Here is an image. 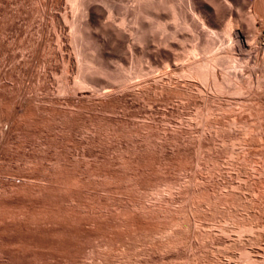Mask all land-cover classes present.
<instances>
[{
  "label": "rangeland",
  "instance_id": "obj_1",
  "mask_svg": "<svg viewBox=\"0 0 264 264\" xmlns=\"http://www.w3.org/2000/svg\"><path fill=\"white\" fill-rule=\"evenodd\" d=\"M221 1L244 18L254 14V0ZM73 2L0 0V264H246L244 249L264 264V14L238 27L251 32V45L234 55L249 63L232 73L227 92L203 84L190 98L145 97L133 86L159 76L167 61L187 63V49L202 38L181 26L190 40L170 37L163 46L178 28L170 7L161 13L169 29L162 33L149 25L154 16L137 14L138 0H91L95 15L86 6L74 10ZM188 2L177 4L185 9ZM228 18L217 20L215 33L202 24L197 32L219 47ZM75 21L92 30L90 45ZM141 22L150 27L145 43L134 35L144 30ZM84 57L128 75L129 88L106 95L103 75L80 85ZM142 68L147 77L137 76ZM235 83L243 92H233ZM219 123L225 128L217 131ZM245 222L253 234L242 232Z\"/></svg>",
  "mask_w": 264,
  "mask_h": 264
},
{
  "label": "bare ground",
  "instance_id": "obj_2",
  "mask_svg": "<svg viewBox=\"0 0 264 264\" xmlns=\"http://www.w3.org/2000/svg\"><path fill=\"white\" fill-rule=\"evenodd\" d=\"M91 0H75V2H73V3H75V9L74 10H76L77 8L79 9V8H81V6H86L88 9H90L91 10V13L92 14H96L97 13V10L95 9V7H93L92 6V4L93 3H91L90 2ZM188 1V0H187ZM240 1V0H239ZM246 1V0H245ZM177 2H178V0H138V3H139V5H138V7H137V10L135 9V11H137V14H145V16H147V15H149L150 17L151 16H154L155 17V23L154 24H150L151 23V21H153L152 19H154V17H151L152 19H151V21H150V23H149V25H150V27H151V25H152V27H155V28H157V29H159V30H161L162 31V33H166L169 29H168V23L164 20V17L161 15V13L166 9L167 10V7H170L171 8V13H172V19H171V21H173L172 23H173V25L174 26H176V27H178V28H180L181 26H182V28H183V26H184V28L183 29H185V27H187L188 29H190L191 30V33H194V34H198L197 35V37L198 36H200V38H202V40L201 39H199V40H201L202 42H201V45L199 46L198 45V47L197 46H195L194 44H196V43H194L193 45L195 46L193 49L192 48H189L190 49V51H189V49H184V47L182 48V49H184V50H186L187 52H189L190 53V56H189V54L188 53H186V57H187V54H188V56L190 57L189 59H187V63L185 62L181 67H180V65H179V63L178 62H174V64H175V67L174 66H172V64H171V62L172 61H167L166 63H165V69H161V71H159V73L157 74V75H159V76H157V77H154V78H145L144 80H141V81H139L135 86H133V87H136V86H138V90H139V92H141V94H144L145 95V97L147 96H151L152 94H158V93H160V94H162V93H166V95L167 94H174L175 96H177V97H182V96H186V98L187 97H192L195 93H197L199 90H200V86L202 85L203 86V84L205 85H209V84H212V86L214 87V89L217 91V92H222L223 93V91H226V84L228 85V83H234V82H236V80L235 81H233V75H232V73H236V75L237 76H239V72L242 74V72L241 71H243L244 70V68L248 65V63H249V61L247 60V61H245V65H240L239 64V61H238V59L235 57V55L234 54H236V53H241V52H243L244 50H246V48H247V43L249 42L248 41V38H249V36H251V35H249V36H247V34H246V30L248 29L247 27V29L246 30H244V29H242V28H238L239 27V25H246V26H248L249 25V28H250V26H252V24H250L251 23V21H252V19H254V18H256L257 17V15H258V17H259V15H261L262 16V14H264V0H254L253 2L255 3V6H253L254 7V9H253V11H254V14H253V16H252V11L250 12L251 14H250V16H252L251 17V19H249V20H246L245 18L247 17V16H249L248 14H247V16L244 18V16L237 10V8H235L236 7V5H234L235 7V9L236 10H234V8H230V7H228V6H226V5H224L223 3H222V1L221 0H189V7H187V8H183L182 7V5L180 6L179 5V3L177 4ZM185 2V1H184ZM227 2H228V0H227ZM232 2H233V0H232ZM182 3V2H181ZM229 3V2H228ZM251 3V2H250ZM183 4V3H182ZM185 4V3H184ZM232 4V3H231ZM94 5V4H93ZM233 5V4H232ZM241 5V4H240ZM253 5V4H252ZM184 6V5H183ZM238 7H242V6H238ZM252 8V7H251ZM77 9V10H78ZM82 9V8H81ZM239 9V8H238ZM240 10V9H239ZM241 10H242V8H241ZM240 10V11H241ZM87 11V10H86ZM206 12V15L205 16H203L202 15V12ZM89 13V12H88ZM189 13H191L192 14V22L191 21H189V18L190 17H188L189 15ZM98 14V13H97ZM167 14H170V12L169 13H166V15ZM191 14H190V16H191ZM227 14H230V15H232V18L231 19H227V21L225 22V21H223V22H225V24H224V27H223V30H221L220 29V32L221 31H223V33L224 34H222V35H224L223 37V39L221 40L222 42H221V45L218 47H216V45H215V43H214V41L215 42H217L215 39H213V37H209V36H205L204 34L206 33H204V34H202L203 32H201V33H199V31L197 32V27H199L198 25L199 24H202L204 27H207L208 29H211V27L212 26H216V22H217V20L220 18H224L225 19V16L227 15ZM245 14V13H244ZM246 15V14H245ZM149 16H147V17H149ZM250 16H249V18H250ZM254 17V18H253ZM144 18H146V17H144ZM143 18V19H144ZM138 19V18H137ZM147 19H149V18H147ZM146 19V20H147ZM263 19V18H262ZM141 20V19H140ZM191 20V19H190ZM222 20V19H221ZM251 20V21H250ZM255 20V19H254ZM138 21H139V19H138ZM144 21V20H143ZM149 21V20H148ZM247 21H250V23L248 24V23H246ZM145 22V21H144ZM219 22H221V21H219ZM253 22H255V21H252V23ZM258 22V21H257ZM137 23V22H136ZM139 24V23H138ZM137 24V25H138ZM142 22H141V24H139V25H141L142 26ZM171 24V23H170ZM220 24V23H219ZM218 24V25H219ZM222 24V25H223ZM254 24V23H253ZM256 24V23H255ZM254 24V25H255ZM72 25H74V30H76V33L78 34V33H82L84 30V32H86V38L88 39V43H85L86 45L87 44H89L91 41L90 40H92V38H93V36H95V35H93L92 34V30L89 28L87 31H86V29L88 28L87 26V28L86 29H84L83 31H82V29H80V26H79V21L77 22V21H75V22H73V24ZM172 25V26H173ZM261 25V24H260ZM73 27V26H72ZM108 27H110V26H108ZM137 27V26H136ZM150 28L149 26H147V25H143L142 26V28L144 29V30H140L139 28L137 29V30H139V31H136L137 33L136 34H134L135 36H136V40L138 41V42H140V43H145L146 41H147V39H148V37L149 36H147V33H146V30L148 29V28ZM201 27V26H200ZM220 27V26H219ZM242 27V26H241ZM245 27V26H244ZM254 27V26H253ZM253 27L251 28V29H253ZM111 28V27H110ZM117 28V27H116ZM123 28V29H122ZM125 28H127V27H125ZM178 28H176L173 32H172V34L170 33V36L168 35V37L170 38H175V39H177L179 36L180 37H185L186 35L184 34V36H181V34H180V32L182 31L181 30V28H180V30H178L177 31V29ZM186 28V29H187ZM212 28H214L215 29V27H212ZM255 28V27H254ZM106 29V28H105ZM117 29H119V28H117ZM174 29V28H173ZM188 29H187V32H188ZM206 29V28H205ZM217 29V28H216ZM250 29V30H251ZM103 30H104V28H103ZM113 30V29H112ZM202 30V29H201ZM219 30V28L217 29V31ZM255 29H253V31H254ZM257 30V29H256ZM105 31V30H104ZM103 31V32H104ZM205 31V30H204ZM206 31H208V32H210L211 33V31L213 32V33H215L214 31H213V29H211L210 31L209 30H206ZM216 31V30H215ZM216 31V32H217ZM248 31V30H247ZM119 32H125V30H124V27H121V31H119ZM127 32V31H126ZM186 32V31H185ZM248 32H250V31H248ZM257 32V31H256ZM74 33V32H73ZM120 33V34H121ZM130 33H132L131 31H130ZM218 33V32H217ZM251 33V32H250ZM262 33V32H261ZM76 34V35H77ZM112 34V33H111ZM114 34V33H113ZM116 34V33H115ZM123 34V33H122ZM187 34V33H186ZM208 34V33H207ZM219 34V33H218ZM80 35V34H79ZM83 35V34H82ZM93 35V36H92ZM124 35V34H123ZM130 35H132V34H130ZM183 35V34H182ZM214 35H216V34H214ZM213 35V36H214ZM253 36H254V32H253V34H252ZM256 35V34H255ZM117 36H118V33H117ZM219 36V35H218ZM221 36V35H220ZM120 37V36H119ZM167 37V36H166ZM167 37V40L166 41H160L161 43H163L164 45L163 46H165L166 45V43H167V41L169 42L170 40H171V38L169 39ZM177 37V38H176ZM188 37V35L185 37V39H183V40H187V39H189V38H187ZM190 37H192L191 39H194V37H196L195 35H194V37H193V35L191 34V36ZM196 37V38H197ZM118 38V37H117ZM121 38V37H120ZM120 38H118V39H120ZM218 38H220V37H218ZM75 38H73V40H74ZM121 39H124V38H121ZM166 39V38H165ZM164 39V40H165ZM181 39V40H182ZM81 40V39H80ZM180 39H178V41H179ZM190 40V39H189ZM195 40H197V39H195ZM83 41V40H82ZM82 41L80 42V43H82ZM90 41V42H89ZM116 41H117V39H116ZM115 41V42H116ZM173 41V40H172ZM188 41V40H187ZM198 41V40H197ZM75 42V41H74ZM120 42H122L121 40H120ZM159 42V43H160ZM177 42V41H176ZM175 42V43H176ZM183 42H185V41H183ZM182 42V45H184V43ZM251 42V41H250ZM77 43V42H76ZM75 43V44H76ZM137 43V42H136ZM161 43L159 44V45H161ZM181 43V41L179 42V44ZM91 44V43H90ZM89 44V45H90ZM123 44V43H122ZM188 44V43H187ZM249 44V43H248ZM77 45V44H76ZM75 45V46H76ZM83 45H84V43H83ZM94 45V44H93ZM96 45H98V44H96ZM140 45V44H139ZM168 45V44H167ZM166 45V46H167ZM171 45V44H170ZM169 45V46H170ZM182 45H179V47H182ZM189 45V44H188ZM197 45V44H196ZM249 45H251V43L249 44ZM79 46V45H78ZM77 46V47H78ZM185 46V45H184ZM84 47V46H83ZM99 47V46H98ZM134 47V46H133ZM158 47H160V46H158ZM176 47V46H175ZM76 48V47H75ZM81 48V47H80ZM165 49H166V47H164ZM171 48V47H170ZM185 48H187V47H185ZM263 48V47H262ZM81 49H83V48H81ZM201 49V50H200ZM78 49H76V51H77ZM96 50V49H95ZM100 50V49H99ZM184 50H183V52H184ZM197 50V51H196ZM198 50H200V51H198ZM81 51V50H80ZM93 51V50H92ZM182 51V50H181ZM181 51H180V54H181ZM102 52H104V49H103V51ZM183 52H182V54H183ZM198 52H199V54L201 53V55H199L198 54ZM258 52V51H257ZM84 53V52H83ZM95 53H96V51H95ZM79 54H80V52H79ZM78 54V55H79ZM85 54H87V53H85ZM97 54V53H96ZM95 54V55H96ZM104 54V53H103ZM178 54V53H177ZM177 54L176 55H174L176 58H175V60H178L179 59V57H180V55H179V57L177 56ZM181 54V55H182ZM242 54H245V53H242ZM251 54H252V52H249L248 51V54H247V56H249V57H251ZM81 55H83V54H81ZM91 55V54H90ZM105 55V54H104ZM76 56H77V54H76ZM100 56H101V54H100ZM185 56V55H184ZM87 57V56H86ZM86 57H84V62L86 63V65H85V68L83 69V72H82V76H79V74H81L80 72H76L77 74V76L78 77H80V79H79V83H80V85H85L84 83H86L87 85L88 84H90V85H92L91 83H94V82H96V81H98L99 79H98V76L97 75H99V77H101L102 75L105 77H108V81H107V83H109V84H105L106 86H102L103 88H107L106 89V92L105 93H107L106 95H111V94H113V92H114V90L116 89V88H119V87H124V88H129L128 87V85L126 84V82H127V80H129V77H128V75L127 76H124V75H118L119 77H117V75L116 76H114L110 71H109V69L108 68H110L109 66H108V68H107V66L102 62V63H99L100 62V60H102L103 61V58L102 59H99V62L97 63V61L96 60H94V59H92V58H86ZM183 57V56H182ZM182 57H180L181 58V60H182ZM245 57V56H244ZM87 60H86V59ZM178 58V59H177ZM188 58V57H187ZM183 59H185V58H183ZM98 60V59H97ZM79 61V60H78ZM82 61V60H81ZM251 61V60H250ZM83 62V61H82ZM82 62H81V65H82ZM80 63V62H79ZM79 63H77V64H79ZM84 63V64H85ZM178 63V64H177ZM173 64V65H174ZM182 64V63H181ZM82 66H84V65H82ZM82 67H80V69H81ZM94 68H96L95 70V73L94 72H92L90 69H94ZM163 68V67H162ZM252 68V67H251ZM78 69H79V67H78ZM160 69V68H159ZM82 70V69H81ZM84 70H90L89 72L90 73H87L86 74V72H85V74L83 75V73H84ZM155 70H156V68H155ZM154 70V71H155ZM77 71V70H76ZM78 71H80V70H78ZM149 72V71H148ZM253 72V71H252ZM136 73V72H135ZM138 75L137 76H141L140 78H142L143 77V75H148L149 73H147V71L145 72V69H140L139 71H138ZM153 73V72H152ZM240 74V75H241ZM252 74V73H251ZM264 74V73H263ZM135 75V76H136ZM235 75V76H236ZM262 75V74H261ZM75 76V75H74ZM147 77V76H146ZM251 77L253 78V76L251 75ZM74 78H77V77H74ZM144 78V77H143ZM235 79H238V78H235ZM260 79H261V77H260ZM249 80H251L249 77H248V82L247 83H249V82H251V81H249ZM75 81H76V79H75ZM130 81H131V79H130ZM239 81V80H238ZM258 81H259V79H258ZM133 82V81H132ZM180 82H186L188 85H181V83ZM76 83H77V81H76ZM79 83H78V85H79ZM106 83V82H105ZM185 83V84H186ZM73 84H74V82H73ZM104 84V83H103ZM129 84V83H128ZM134 84V83H133ZM132 84V85H133ZM236 84V83H235ZM253 84V83H252ZM251 84V85H252ZM259 84V83H258ZM75 85V84H74ZM95 85V84H94ZM126 85H127V87H126ZM193 85H194V87H193ZM206 85H205V88H208V87H206ZM207 85V86H208ZM250 85V84H249ZM256 85V84H255ZM130 86V85H129ZM211 86V87H212ZM230 86H231V84H230ZM246 86H248V84L246 85ZM256 86H259V85H256ZM80 87V86H79ZM88 87H89V85H88ZM213 87L211 88V89H213ZM231 87H233V85L231 86ZM234 89H233V92L235 91L236 93H241V92H243V89L245 88V86L243 85V84H241V83H237L236 84V86L234 85ZM251 87V86H250ZM82 88V87H81ZM81 88H79V89H81ZM121 89V91H122V88H120ZM126 89V90H127ZM134 89V88H133ZM202 89V88H201ZM228 89H230V88H228ZM227 89V90H228ZM248 89V88H247ZM247 89H245V90H247ZM251 89H254V86H253V88H251ZM258 89V88H257ZM104 90V89H103ZM231 90V89H230ZM229 90V91H230ZM244 90V91H245ZM116 91H118V89L116 90ZM120 90H119V92H121ZM215 91V92H216ZM232 91V90H231ZM123 92V91H122ZM125 92H127V91H125ZM133 92H134V90H133ZM200 92V91H199ZM202 92V91H201ZM227 92V91H226ZM102 93V92H101ZM131 93V92H130ZM100 94V93H99ZM125 94V93H124ZM133 94V93H132ZM137 94V93H136ZM136 94H134L135 96H137ZM103 95V94H102ZM114 95V94H113ZM117 95V94H116ZM104 96V95H103ZM157 96V95H156ZM161 96V95H160ZM163 96V95H162ZM168 97H170V96H168ZM139 99H141V98H139ZM147 99V98H146ZM145 99V100H146ZM122 101V100H121ZM215 101V100H214ZM98 102V101H97ZM137 102V101H136ZM153 102V101H152ZM216 102V101H215ZM211 103H213V105L215 104L214 102H213V100L211 101ZM96 104V103H95ZM148 104V103H147ZM242 104V103H241ZM244 104V103H243ZM242 104V105H243ZM208 105H209V103H208ZM216 105H217V103H216ZM244 106V105H243ZM212 107V106H211ZM210 107V108H211ZM214 108V107H213ZM242 108V107H241ZM205 118L207 119L208 117L207 116H205ZM187 120V119H186ZM220 121V120H219ZM211 123V122H210ZM216 123V122H215ZM218 123V122H217ZM227 124V123H226ZM231 125V124H230ZM213 127L215 126V128L217 129V131L219 130V129H223V128H225V127H222L221 125H220V123H219V125L218 124H216V125H212ZM229 126V125H228ZM213 127H211L212 129H213ZM226 130V129H225ZM211 132V131H210ZM212 133H213V131H212ZM221 133V132H220ZM212 136H213V134H211ZM217 136V135H216ZM243 137V136H242ZM240 138V137H239ZM239 138H237V140L239 141ZM221 140V139H220ZM230 140V139H229ZM228 140V141H229ZM235 140V139H234ZM235 141L236 143H238V141ZM215 141V140H214ZM224 141V140H223ZM233 141V140H232ZM231 141V142H232ZM241 141V140H240ZM220 142V141H219ZM222 142V141H221ZM222 143H224V142H222ZM235 143V144H236ZM242 143V142H241ZM234 144V143H233ZM239 144H240V142H239ZM224 145H226V144H224ZM230 145V144H229ZM237 146V145H236ZM240 146V145H239ZM231 147H233L232 145H231ZM235 147V146H234ZM233 147V148H234ZM242 147V146H241ZM226 148H227V146H226ZM230 148V147H229ZM235 148H237V147H235ZM239 149V148H238ZM227 151V150H226ZM225 151V152H226ZM231 152V151H230ZM237 152V151H236ZM235 152V153H236ZM227 153V152H226ZM232 153H234L233 151L231 152V155H232ZM228 154V153H227ZM235 155V154H234ZM233 155V156H234ZM235 157V156H234ZM236 157H237V155H236ZM232 158V157H231ZM234 159V158H233ZM233 186V185H232ZM235 186V185H234ZM167 187H169L168 185H167ZM236 187H238V185L236 186ZM163 188V187H162ZM166 188V187H165ZM165 188L164 189H160V190H165ZM170 188V187H169ZM172 188V187H171ZM231 188H234V187H231ZM166 190H168V189H166ZM170 190V189H169ZM173 190V189H172ZM234 190V189H233ZM232 190V191H233ZM160 192V191H159ZM163 192H165V191H163ZM162 192V193H163ZM161 193V194H162ZM235 193H236V191H235ZM160 194V193H159ZM165 194V193H164ZM163 194V195H164ZM158 195V194H157ZM156 195V196H157ZM234 195V194H233ZM159 196V195H158ZM162 196V195H161ZM240 196V195H239ZM235 197V196H234ZM233 197V198H234ZM237 197V196H236ZM159 198V197H158ZM218 198V197H217ZM216 198V199H217ZM219 198H221V197H219ZM240 199V198H239ZM235 200V199H234ZM205 201H208V200H205ZM211 202V201H210ZM228 202V201H227ZM245 203H246V201H244ZM214 203H215V201H214ZM231 203V202H230ZM229 203V204H230ZM239 203V202H238ZM203 204V203H202ZM227 205H228V203H226ZM242 204V203H241ZM215 205V204H214ZM231 205H232V203H231ZM233 205H234V203H233ZM247 205H248V202H247ZM141 206V205H140ZM144 208H145V206H144ZM217 208V207H216ZM219 209V208H218ZM218 209H217V211H218ZM142 210H144V209H142ZM229 211H231L230 209H228ZM227 211V210H226ZM222 212V211H221ZM230 213V212H229ZM234 214H235V212H234ZM232 215V216H231ZM230 216L231 217H229V218H231V219H234V216H233V214H231ZM249 216H251V215H249ZM226 217V216H225ZM238 217V216H237ZM241 217V216H240ZM244 217V216H243ZM223 218V217H222ZM247 218H248V216H247ZM224 219V218H223ZM226 219V218H225ZM228 219V218H227ZM222 220V219H221ZM235 220V219H234ZM237 220V219H236ZM235 220V221H236ZM240 220H241V218H240ZM244 220V219H243ZM251 220H253V219H251ZM224 221V220H223ZM242 221V220H241ZM250 221V220H249ZM227 222V221H226ZM237 223H238V221H236ZM236 222H234V223H236ZM169 223V222H168ZM234 223H233V226H234ZM247 222H245V224H246ZM250 223V222H249ZM176 224V223H175ZM181 224V223H180ZM229 224H230V221H229ZM245 224H240L241 226H239L240 228H242V232H243V230L245 231V233L247 232V230H248V232L252 229V232H254L253 231V227H252V224H248L247 223V225H245ZM182 225V224H181ZM235 225H237V224H235ZM255 225V224H254ZM253 225V226H254ZM256 225H258V224H256ZM180 226V225H179ZM226 226V225H225ZM238 226V225H237ZM164 227V226H163ZM171 227V226H170ZM182 227V226H181ZM187 227V226H186ZM229 227V226H228ZM236 227V226H235ZM263 227V226H262ZM179 228V227H178ZM223 228V230H224V227H222ZM240 228H238L239 229V231H240ZM256 228V226H254V229ZM232 229V228H231ZM237 229V228H236ZM262 229L263 228H261V231H262ZM174 230V229H173ZM182 230H183V228H182ZM160 231V230H159ZM164 231H165V229H164ZM172 231V230H171ZM225 231V230H224ZM235 231V230H234ZM234 231L232 232V230H231V232L232 233H234ZM180 232V231H179ZM207 232V231H206ZM228 232H229V230H228ZM237 232V231H236ZM235 232V233H236ZM242 232H239V233H241L242 234ZM251 232V231H250ZM249 232V233H250ZM251 232V233H252ZM164 233V232H163ZM223 233H226V232H223ZM230 233V232H229ZM238 233V232H237ZM236 233V234H237ZM257 233H259L258 232V229H257ZM264 233V232H263ZM262 233V234H263ZM166 234V233H165ZM201 234V233H200ZM202 234H203V232H202ZM206 234V233H205ZM253 234V233H252ZM261 234V235H262ZM174 235H175V233H174ZM243 235V234H242ZM241 235V236H242ZM161 236H162V234H161ZM172 236V235H171ZM178 236V235H177ZM176 236V237H177ZM202 236V235H201ZM206 236V235H205ZM208 236V235H207ZM239 236H240V234H239ZM238 236V237H239ZM166 237V236H165ZM163 238V237H162ZM240 238V237H239ZM177 239V238H176ZM181 239V238H180ZM167 241H168V239H167ZM161 242H162V240H161ZM169 242V241H168ZM235 242V241H234ZM165 243V242H164ZM230 243V242H229ZM133 244V243H132ZM173 244V243H172ZM178 244V243H177ZM176 244V245H177ZM227 244V243H226ZM236 244V243H235ZM162 245V244H161ZM175 245V246H176ZM230 245V244H229ZM156 246V245H155ZM158 246H160V245H158ZM168 246V245H167ZM171 246V245H170ZM169 246V247H170ZM228 246V245H227ZM231 246H232V242H231ZM162 247V246H161ZM166 247V246H165ZM224 247H226V246H224ZM229 247V246H228ZM227 248V247H226ZM236 248V247H235ZM168 249V248H167ZM166 249V250H167ZM129 250V249H128ZM128 250H127V252H128ZM162 250V249H161ZM165 250V249H164ZM224 251V250H223ZM223 251H221V252H223ZM229 251H231V250H229ZM131 252V251H130ZM220 252V253H221ZM243 252V251H242ZM241 252V253H242ZM245 252H248V253H245ZM250 251H245V249H244V255H243V253L241 254V255H243L242 257H244L245 255H246V258H247V263L246 264H258L259 262H257V259L255 260V259H253L252 257H250V253H249ZM125 253V252H124ZM253 253V252H252ZM247 254L249 255V256H247ZM233 255V254H232ZM238 255V254H237ZM241 255L239 256V257H241ZM253 255V254H252ZM124 256V255H123ZM122 256V257H123ZM119 257V256H118ZM121 257V258H122ZM128 257V256H127ZM229 257V256H228ZM233 257V256H232ZM237 257V256H236ZM257 257V256H256ZM129 258V257H128ZM133 258V257H132ZM204 258V257H203ZM221 258V257H220ZM202 259V258H201ZM216 259V258H215ZM219 259V258H218ZM234 259V258H233ZM122 260V259H121ZM213 260H214V258H213ZM127 261V260H126ZM135 261V260H134ZM137 261V260H136ZM201 261V260H200ZM202 261H204V260H202ZM207 261H208V258H207ZM215 262H216V260H214ZM214 261H213V263H214ZM97 262V261H96ZM111 262V261H110ZM119 262V261H118ZM129 262H132L131 260H129ZM195 263H197L196 261H194ZM205 263H206V261H204ZM212 262V261H211ZM101 263V262H100ZM103 263V262H102ZM117 263V262H116ZM135 263V262H134ZM201 263H203V262H201ZM212 263V264H213ZM221 263V262H220ZM95 264V263H94ZM99 264V263H98ZM110 264V263H109ZM119 264V263H118ZM129 264V263H128ZM178 264H180V263H178ZM193 264V263H192ZM204 264V263H203ZM219 264V263H218ZM240 264V263H239ZM261 264V263H260Z\"/></svg>",
  "mask_w": 264,
  "mask_h": 264
}]
</instances>
